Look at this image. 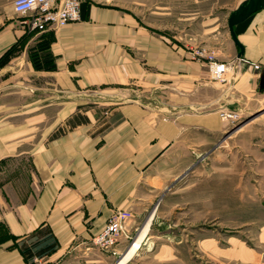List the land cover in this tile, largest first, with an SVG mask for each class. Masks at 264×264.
I'll return each instance as SVG.
<instances>
[{"label":"crops","instance_id":"crops-1","mask_svg":"<svg viewBox=\"0 0 264 264\" xmlns=\"http://www.w3.org/2000/svg\"><path fill=\"white\" fill-rule=\"evenodd\" d=\"M13 1L0 0V264H118L127 243L90 247L111 214L134 213L135 239L178 166L217 142L220 112L264 99V0L232 27L240 57L229 24L250 0L84 1L79 21L42 32ZM40 42L54 70L34 68Z\"/></svg>","mask_w":264,"mask_h":264},{"label":"rangeland","instance_id":"rangeland-1","mask_svg":"<svg viewBox=\"0 0 264 264\" xmlns=\"http://www.w3.org/2000/svg\"><path fill=\"white\" fill-rule=\"evenodd\" d=\"M192 152L149 214L152 243L128 264H264V99Z\"/></svg>","mask_w":264,"mask_h":264},{"label":"built area","instance_id":"built-area-1","mask_svg":"<svg viewBox=\"0 0 264 264\" xmlns=\"http://www.w3.org/2000/svg\"><path fill=\"white\" fill-rule=\"evenodd\" d=\"M84 1L108 5L113 0H14L12 6L15 13L29 15L30 29L42 32L50 27H61L79 21L81 4ZM193 55L197 60L207 62L209 76L212 80L221 84L227 82L229 67L218 63L213 54L200 48ZM252 67L256 70L259 68L257 64H252ZM239 115L240 112L235 111L220 112V118L223 122L233 121ZM133 219L132 214L127 210L113 212L104 229L90 239V247L102 252L116 254L120 245L128 244L132 239L130 229Z\"/></svg>","mask_w":264,"mask_h":264},{"label":"trees","instance_id":"trees-1","mask_svg":"<svg viewBox=\"0 0 264 264\" xmlns=\"http://www.w3.org/2000/svg\"><path fill=\"white\" fill-rule=\"evenodd\" d=\"M30 57L36 70H54L55 64L46 43H38L30 48Z\"/></svg>","mask_w":264,"mask_h":264},{"label":"bare ground","instance_id":"bare-ground-1","mask_svg":"<svg viewBox=\"0 0 264 264\" xmlns=\"http://www.w3.org/2000/svg\"><path fill=\"white\" fill-rule=\"evenodd\" d=\"M230 71V70H229ZM228 71V73H229ZM229 76V74H228ZM227 82H228V78H227ZM151 222V219L149 218L147 221V224L149 225V223ZM147 225V226H148ZM148 232H149V228L147 229L146 226L143 227V229L141 230L140 234L138 235V237L135 239V241L131 244L129 250L127 251V253L122 257V259L118 262V264H127V262L131 259V257L133 255H135L137 252H139V250L141 249L144 241L146 240V238H148Z\"/></svg>","mask_w":264,"mask_h":264},{"label":"water","instance_id":"water-1","mask_svg":"<svg viewBox=\"0 0 264 264\" xmlns=\"http://www.w3.org/2000/svg\"><path fill=\"white\" fill-rule=\"evenodd\" d=\"M253 8H254V0H250V1H249L248 12H247L244 16H242V17H240V18H238V19H236V20L230 22V24H229V29H230V31H231V35H232L233 41H234L235 44H237V46L239 47L238 57H240V55H241V53H242V47L238 44V42H237V40H236V37H235V35H234L233 31H232V27H233L235 24H237V23H239V22L245 20V19L250 15V13L252 12Z\"/></svg>","mask_w":264,"mask_h":264}]
</instances>
